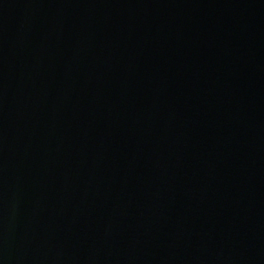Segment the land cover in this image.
<instances>
[{
	"label": "water",
	"instance_id": "obj_1",
	"mask_svg": "<svg viewBox=\"0 0 264 264\" xmlns=\"http://www.w3.org/2000/svg\"><path fill=\"white\" fill-rule=\"evenodd\" d=\"M238 0H0V264H235Z\"/></svg>",
	"mask_w": 264,
	"mask_h": 264
}]
</instances>
